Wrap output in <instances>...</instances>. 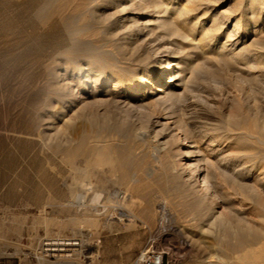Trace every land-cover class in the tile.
I'll return each instance as SVG.
<instances>
[{"label": "rangeland", "instance_id": "obj_1", "mask_svg": "<svg viewBox=\"0 0 264 264\" xmlns=\"http://www.w3.org/2000/svg\"><path fill=\"white\" fill-rule=\"evenodd\" d=\"M84 1L0 0V264L29 260L42 239L52 236L45 233L44 224L69 222L86 211L96 213L102 224L85 227L74 234H53L81 236L86 247L92 250L87 259L81 255L65 259L70 264H136L138 256L148 248L163 255V264H237L229 248V237L223 239L213 232L199 238L201 209L190 208L188 201L195 197L185 192L180 180L166 170L164 164L167 161L151 162L148 143L153 132L146 126L148 118L158 115L162 107L149 103L145 114L130 115V119L146 127L147 131L143 129V133H149L150 138L137 135L131 124L113 113L106 117L105 125L98 122L92 126L91 121L83 119L72 127L77 137L96 133L114 139L118 150L126 153L122 162L130 172H137L138 163L143 162V169L148 172L137 173L138 183H143L146 188L137 189V181L108 173L109 164L103 165V171L83 175L69 166L64 153L68 146L76 145L68 141L72 128L65 132L52 126L65 109L62 91L54 76L57 68L63 71L72 70L74 66L78 68L81 63L92 62L98 54L116 62L129 61L120 49L127 38L158 54L181 55L182 51H193L188 37L170 35L163 25L153 21L144 25L146 28L142 25L143 34L130 35L132 28L135 30L148 20L155 8L173 3L183 13L179 16L181 21L187 20L194 26L187 33L194 37V42L200 43L201 48L192 52L196 60L190 70L194 76L191 75L189 99L168 109H173L177 118L190 117L194 124L200 125L206 120L215 126L227 127V120L231 119L228 113L236 107L238 99L246 92L251 96L258 92L249 83L241 84L237 71L229 69V66L237 69L236 61L227 59V63L222 58L219 61L213 59V54L225 43L228 49L231 48L236 40H241L236 51L256 47L253 45L257 38L255 32L264 39V13L258 18L259 13L250 12L248 6L254 0H163L164 4L162 0H155L156 4L151 8L149 5L153 0H135L134 16L130 19L121 11L122 6L117 0ZM94 6L100 10L92 16ZM144 8L146 13L142 15ZM235 22L239 24L236 28ZM217 24L220 25L216 27ZM207 31L214 39L204 45L202 43L207 41L203 36ZM260 49L257 50L264 51V48ZM116 50L121 51L119 55L114 54ZM172 50L176 52L171 53ZM177 50L182 51L178 53ZM257 50L250 52L255 55ZM141 52L134 50V57ZM256 59L264 67V56L258 55ZM115 104L109 105L115 108ZM168 109L166 107L162 112H169ZM249 139L253 144L255 139ZM149 166L154 170L149 171ZM78 182L85 183L84 187L88 189L89 205H82L74 196L73 189ZM108 197L112 200L108 201ZM160 197L172 201V205L167 211H158L155 220L147 221L138 206L139 201ZM120 206L128 216L117 212L121 210ZM107 218L116 225L111 222L110 227L103 226ZM37 230L40 236L31 243L29 236ZM42 261L56 262L41 259L40 264Z\"/></svg>", "mask_w": 264, "mask_h": 264}, {"label": "bare ground", "instance_id": "obj_2", "mask_svg": "<svg viewBox=\"0 0 264 264\" xmlns=\"http://www.w3.org/2000/svg\"><path fill=\"white\" fill-rule=\"evenodd\" d=\"M117 1L122 6L121 11H124L128 18H132L135 0ZM83 2L85 1L83 0ZM154 4H156L155 0L151 6L149 5V8L153 7ZM161 7V9L155 8L154 13H150V19L148 18L139 24L137 29L132 28L130 35L142 33V25L146 26L150 21H153L163 25L170 35L188 37L191 48L194 50L191 51L186 48L188 50L186 51L184 47L185 52L177 50L178 53L182 51L183 54L181 55L158 54L155 53L156 50L149 52L145 50L143 44L127 38L123 41L120 49L122 52L124 50L122 56L127 57L129 61L119 60L116 62L108 60L107 56L102 58L98 54L92 58L91 64L81 63L78 68H74V66L72 70L65 71L57 68V74L54 77H56V84L60 85L59 89L61 88L62 91L65 109L60 116H57L59 121L52 122V126L54 129L67 132L76 125L77 121L83 119L91 121L92 126L98 122L105 125L106 117L113 113L131 124L137 135L150 138L149 133H143V129L149 127L153 132L148 143L151 162L164 163L167 161V164H164L167 167L166 170L180 180L185 192L195 197L192 201H188L190 208L199 207L201 209L202 223L200 226L202 230L199 238L201 239L204 233L213 232L223 239L229 237L231 239L229 248L236 257L237 264H264V152L262 151V145H264V67L256 59L258 55L264 56V51L257 50L264 48V39H261L260 35L255 32L257 36L254 38L253 44L256 46L255 49L248 47L236 51L241 42V40H236V42L233 41L231 48L228 49L225 43L221 45L217 53L213 54L215 57L213 59L218 58L219 61L221 58L225 59L226 62L227 59L236 61L239 64L237 69H232L230 66L229 69L237 71L241 84H251L258 95L251 96L246 92L244 96H241V99L239 98L240 100L238 99L236 107H233L234 109L228 113L231 119L227 120V127H218L212 122H205L206 120L200 125L194 124L190 117L177 118L173 109L169 110L168 108L181 103L182 100L189 99L188 94L193 81L192 76H194L190 70L196 60L192 52L199 46L201 48V45L199 42H194L196 41L193 39L194 37H190V34L187 33L188 30L194 29V26L189 24L187 20L181 21L179 16L183 13L173 3H165V6L161 4ZM248 9L252 14L259 13L258 18L261 17V13H264V0H254ZM99 10L95 6L92 7V16L97 15ZM143 10L142 15L146 13L145 8ZM219 25L217 24L216 27ZM234 26L236 28L239 24L235 22ZM245 28L250 27L246 26ZM203 37L207 41L202 43L204 45L209 44L214 39V35H211L209 31L205 32ZM136 49L142 50V52L134 57V50ZM174 49L176 50V48ZM175 50H172L171 53H175ZM251 50H257L255 55L251 54ZM120 52V50H116L114 54L119 55ZM111 103H116L115 108H111L112 106L109 105ZM149 103L160 105L162 110L167 107L169 112H162L161 110L158 115L148 118L146 127L130 119L132 114H145L146 106ZM212 105L214 104L211 102L210 106L212 107ZM102 135L95 133L91 136H85L82 134L77 137L75 129L72 128L71 135H68V141L70 144L74 142L76 145L75 147L68 146L64 152L70 163L67 164L83 175L96 173L102 170L104 164H109L108 173L121 175L123 179L129 177L130 181L135 180L138 183L140 177L137 173L146 171L143 169V162L138 163L137 172H130L122 162L126 159V153L118 150L114 139L109 140ZM249 138L255 139L253 144L249 142ZM174 144L176 145L174 146ZM147 169L153 171L154 167L149 166ZM134 172L138 179L134 176ZM81 174L79 175L81 176ZM84 185L85 183L78 182L74 186L73 192L75 193L74 196L80 199L81 204L86 206L90 202H87L86 197L89 192ZM140 188L146 187L143 186V183L142 185L138 183L137 189ZM129 196L132 197V195ZM107 200L111 201L112 199L108 197ZM170 202L163 197L153 201L141 199L138 206L142 208V215L148 221L155 220L158 211H167L172 205V201ZM120 207L121 210L117 212L123 216L124 214L128 216L122 206ZM100 220L96 213L86 211L78 217L74 216V219L69 222L54 224L45 222L44 228L45 233L52 234V236L53 234L68 235L67 233L74 234L85 227L98 226L102 224ZM111 222L107 218L103 226L110 227ZM112 223L114 224V222ZM117 227L119 229V226ZM33 232L29 236L31 243L36 242L40 236L39 230ZM86 248L88 249L89 246ZM42 264H70V262L60 259L56 262L42 261Z\"/></svg>", "mask_w": 264, "mask_h": 264}, {"label": "built area", "instance_id": "obj_3", "mask_svg": "<svg viewBox=\"0 0 264 264\" xmlns=\"http://www.w3.org/2000/svg\"><path fill=\"white\" fill-rule=\"evenodd\" d=\"M85 239L81 236H48L41 241L37 252L29 260H20L18 264H40L41 259L56 261L72 259L81 255L89 258L91 249L86 248ZM136 264H163V255L157 251L146 249L137 258Z\"/></svg>", "mask_w": 264, "mask_h": 264}]
</instances>
